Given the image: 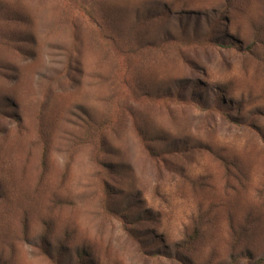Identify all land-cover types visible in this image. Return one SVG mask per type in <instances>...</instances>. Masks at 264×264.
Masks as SVG:
<instances>
[{"label": "rangeland", "instance_id": "obj_1", "mask_svg": "<svg viewBox=\"0 0 264 264\" xmlns=\"http://www.w3.org/2000/svg\"><path fill=\"white\" fill-rule=\"evenodd\" d=\"M263 255L264 0H0V264Z\"/></svg>", "mask_w": 264, "mask_h": 264}, {"label": "trees", "instance_id": "obj_2", "mask_svg": "<svg viewBox=\"0 0 264 264\" xmlns=\"http://www.w3.org/2000/svg\"><path fill=\"white\" fill-rule=\"evenodd\" d=\"M121 221H122V225L124 230L131 234V228H128V224L131 223L130 221H128V219L125 216H121ZM255 264H264V255L261 256L256 262Z\"/></svg>", "mask_w": 264, "mask_h": 264}]
</instances>
